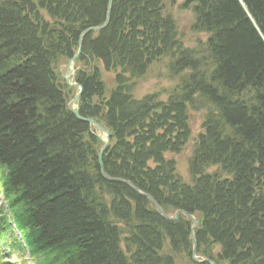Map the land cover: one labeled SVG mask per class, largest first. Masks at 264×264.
<instances>
[{"label": "trees", "instance_id": "trees-1", "mask_svg": "<svg viewBox=\"0 0 264 264\" xmlns=\"http://www.w3.org/2000/svg\"><path fill=\"white\" fill-rule=\"evenodd\" d=\"M108 8L0 0V242L34 264H199L191 220L105 178L69 110L60 67ZM76 66L81 115L112 128L107 174L196 216L200 258L264 264V0H113ZM152 79L169 86L141 92Z\"/></svg>", "mask_w": 264, "mask_h": 264}, {"label": "water", "instance_id": "water-1", "mask_svg": "<svg viewBox=\"0 0 264 264\" xmlns=\"http://www.w3.org/2000/svg\"><path fill=\"white\" fill-rule=\"evenodd\" d=\"M112 3H113V0H109V8H108V12H107V15H106L107 17H106L105 22L102 25L93 26V27L87 28V29H85V30H83L81 32V34L79 36V40H78V44H79L78 50H77L76 54H74V56L72 58H70V60H69V62L67 64L66 71L62 73V76H63L64 80L66 81V84L68 86H70V87L77 88V92L75 93V96L72 98V100L70 101V103L68 105L69 110L77 117L78 120H80V121H82L84 123H87V124H89L91 126H94L98 130V132L96 133V136L103 143V146H102V148L100 150V153H99V162H100V165H101L102 173L105 176V178H107L110 181H114V182H122V183L128 184L131 187H133V189L139 195L144 196V197L148 198L149 200H151L153 205L155 206L157 212L159 213V215L162 218L166 219V220L176 221V220L179 219L181 214H184L185 216H187L192 221L191 238H192L193 243H194V247H193V250H192V259H193V261L196 262V263H200V264L204 263V262H210L211 264H217L215 261H213L211 259H208V258L200 259V258H198L197 254H196V252H197V240H196V237H195V230L199 226V221L196 218V216H194L193 214L188 213L186 211H182V210H178L174 214L169 215V214H167L164 211L163 207L158 203V201L152 195H150L148 193H145V192H142L136 185H134L132 182H130L128 180H124V179L116 178V177H111V176H109L107 174V172L105 170V167H104V163H103V156H104L105 152L107 151V149H108V147L110 145L111 138H112V130L110 128L109 129L104 128L102 126V124H100L96 120H94L92 118H89V117H84L80 113V108H79V104L78 103H79V100L81 99V96L83 94L84 87H83V85H81L78 82H75L72 79V76H74V74L76 72L75 62L79 58V56L81 55L84 37L89 32L101 31V30L105 29L108 26V24H109V16H110L111 10H112Z\"/></svg>", "mask_w": 264, "mask_h": 264}, {"label": "rangeland", "instance_id": "rangeland-1", "mask_svg": "<svg viewBox=\"0 0 264 264\" xmlns=\"http://www.w3.org/2000/svg\"><path fill=\"white\" fill-rule=\"evenodd\" d=\"M183 0H179V3H181ZM179 4L177 5L176 9H175V14L176 17L178 18L181 27L185 30V32H189V27L190 24L192 23V19H193V14L190 11L187 10H181L179 8ZM65 70V68H64ZM157 79H152V80H147L144 83L141 84L140 88H141V92H149L153 89H157V88H162V87H167L169 86V83L167 81L161 82L159 83L158 81H155ZM159 85V86H158ZM73 89V95L72 97L75 95V93L77 92L75 88H71ZM195 126H197V123H195ZM190 154V153H189ZM188 157L189 155H185L182 159H180L179 161V168H180V172L186 177L187 179V162H188ZM0 205H2V195L0 193ZM7 260H10V262H13L14 264H22L21 260L18 259H14L8 257ZM27 260V264H33V262L30 260V258L27 256L26 257ZM179 264H182V262L180 261Z\"/></svg>", "mask_w": 264, "mask_h": 264}]
</instances>
